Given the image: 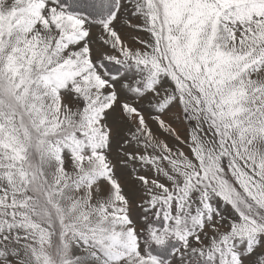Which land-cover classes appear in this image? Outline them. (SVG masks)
Returning a JSON list of instances; mask_svg holds the SVG:
<instances>
[{"label":"snow or ice","instance_id":"obj_1","mask_svg":"<svg viewBox=\"0 0 264 264\" xmlns=\"http://www.w3.org/2000/svg\"><path fill=\"white\" fill-rule=\"evenodd\" d=\"M0 264H264V0H0Z\"/></svg>","mask_w":264,"mask_h":264}]
</instances>
